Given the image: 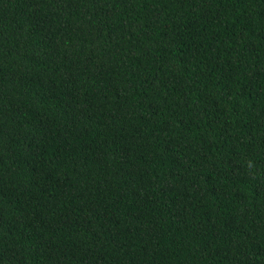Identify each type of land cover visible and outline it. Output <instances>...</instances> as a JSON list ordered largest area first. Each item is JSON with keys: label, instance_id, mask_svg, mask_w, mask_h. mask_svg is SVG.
<instances>
[{"label": "trees", "instance_id": "1", "mask_svg": "<svg viewBox=\"0 0 264 264\" xmlns=\"http://www.w3.org/2000/svg\"><path fill=\"white\" fill-rule=\"evenodd\" d=\"M0 264H264V0H0Z\"/></svg>", "mask_w": 264, "mask_h": 264}]
</instances>
